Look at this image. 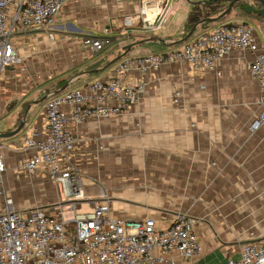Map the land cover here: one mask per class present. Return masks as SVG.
<instances>
[{
    "label": "crops",
    "instance_id": "crops-1",
    "mask_svg": "<svg viewBox=\"0 0 264 264\" xmlns=\"http://www.w3.org/2000/svg\"><path fill=\"white\" fill-rule=\"evenodd\" d=\"M143 1L70 2L55 19V40L40 30H17L13 41L22 62L7 67L0 80V113L7 116L0 134L27 119L19 134L0 138L3 183L17 209L39 206L59 218L61 212L71 217L68 202L61 200L47 173L22 170V163L35 154L23 147L27 132L33 129L39 140L47 131L50 92L59 93L69 81L86 89L95 80L110 78L136 47L145 49L141 55L166 52L193 37H185L187 19L193 5L204 0H173L158 30L144 29L136 19L125 23L127 16L141 12ZM257 2L246 5L260 8ZM252 14L241 13L236 5L217 21L247 22L264 43V17ZM96 31L107 34L111 43L94 53L84 40L99 37ZM157 44L163 48H150ZM252 56L233 51L219 61L220 74L193 70L185 62L146 74L133 72L130 79L146 86L129 111L71 122L68 127L76 137L71 158L85 193L78 212H91L106 199L111 213L125 219L153 217L167 224L186 212L196 220L205 248L199 264H225L229 256H239L244 244L264 241V125L250 128L260 111L259 86L249 68ZM73 70L69 83L56 91L55 84ZM2 203L0 197V211Z\"/></svg>",
    "mask_w": 264,
    "mask_h": 264
},
{
    "label": "built area",
    "instance_id": "built-area-1",
    "mask_svg": "<svg viewBox=\"0 0 264 264\" xmlns=\"http://www.w3.org/2000/svg\"><path fill=\"white\" fill-rule=\"evenodd\" d=\"M74 1L78 0H0V80L7 67L22 62L13 41L17 30H40L55 40V19ZM172 2L144 0L141 12L127 16L125 23L130 25L136 19L144 29L158 30ZM84 43L96 53L111 39L89 36ZM233 51L253 54L249 68L259 86L260 111L250 128L256 131L264 125V43L258 41L253 26L242 21L202 31L177 49L127 57L117 64L110 78L95 80L86 89L50 92L45 104L47 131L39 140L33 129L27 132L23 147L35 150V154L22 163V170L47 173L56 183L61 200L68 202L71 217L61 212L59 218L39 206L17 209L4 187L5 162L0 153V264H198L205 248L196 231V220L186 212L177 213L167 224L153 217L125 219L111 213L108 199L91 212H78L85 193L71 158L76 137L68 126L129 111L146 86L143 81L130 79L133 72L146 74L164 64L185 62L193 70L220 74L219 61ZM179 95L176 92L175 101ZM225 264H264V241L244 244L239 256H229Z\"/></svg>",
    "mask_w": 264,
    "mask_h": 264
},
{
    "label": "trees",
    "instance_id": "trees-1",
    "mask_svg": "<svg viewBox=\"0 0 264 264\" xmlns=\"http://www.w3.org/2000/svg\"><path fill=\"white\" fill-rule=\"evenodd\" d=\"M211 1H213V0H204L203 2H196L193 5V8L189 14V17H188L187 23H186V31H187L185 34L186 39H188L189 37H192L194 35L195 32L190 36L188 35V33L195 25L199 24L205 18L219 16L225 10V8L227 6V2L225 0H215L214 2H211ZM257 3L259 4V7L262 6L261 2L258 1ZM246 4L247 3L245 1L237 4L241 10V13H243V14H245L246 12L242 10V6H244ZM252 16L260 18V19L263 17L262 15L255 14V13H253ZM220 19H222V18H220ZM206 24H208V23L205 22V23L198 25L197 29L200 26H204ZM75 72H76V70H73L72 73H75ZM67 83H68V81L64 80V79L61 80L60 82H58V84L55 86L56 91L63 88ZM68 87H69V85L67 84V86L64 87L57 94H61V93L65 92L66 90H68Z\"/></svg>",
    "mask_w": 264,
    "mask_h": 264
},
{
    "label": "water",
    "instance_id": "water-1",
    "mask_svg": "<svg viewBox=\"0 0 264 264\" xmlns=\"http://www.w3.org/2000/svg\"><path fill=\"white\" fill-rule=\"evenodd\" d=\"M214 1L215 0H213L211 2H214ZM225 1L228 2V5L226 6L225 10L219 16L203 19L199 24L195 25L189 31L188 35L189 36L192 35L196 31L198 25H200L202 23H205V22L206 23L215 22V21L219 20L220 18H222V17L226 16L227 14H229L231 12V10L237 4H239L241 2H244V1L247 2L249 0H225ZM257 1L261 2V4H262V6L260 8H256V7L252 6V5H244V6H242V10L245 11L246 13H248V14L255 13V14H260V15H262L264 17V0H257ZM130 48H128V49H130ZM26 121H27V119L24 118L23 120H21L20 124L18 125V127L16 129H14L12 131H9V132L1 133L0 134V138H9V137H13V136L19 134L23 130V128L25 127Z\"/></svg>",
    "mask_w": 264,
    "mask_h": 264
},
{
    "label": "rangeland",
    "instance_id": "rangeland-1",
    "mask_svg": "<svg viewBox=\"0 0 264 264\" xmlns=\"http://www.w3.org/2000/svg\"><path fill=\"white\" fill-rule=\"evenodd\" d=\"M222 21H217V22H211V23H208V24H206V25H204V26H200L196 31H195V33H194V35L193 36H195V35H197L198 33H200V32H202V31H205V30H209V29H212V28H214V27H216V26H218L219 24H222L221 23ZM74 26H76V27H78L76 24L74 25ZM94 34V36H99V37H107L108 35L107 34H103L102 32H94L93 33ZM161 36H163V33L161 34ZM17 37H19V35H17ZM184 43V42H183ZM182 43V44H183ZM154 48V49H162L163 48V46H161V45H159V44H157V46H151L150 48ZM171 47V48H170ZM178 47H176V46H169V49H177ZM142 50H145V49H141V47H136V48H134V49H132L131 51H130V55H131V57H133V56H138V55H141V54H144V53H141V52H143ZM156 52H161V50H159V51H156ZM15 68V66H13L12 67V69H14ZM75 73H69V74H66V77H65V79L64 80H67V81H69L71 78H72V76L74 75ZM70 82V83H69ZM68 83V85H69V89H71V88H75L78 84L77 83H74V82H72V81H69ZM57 84H55V86H56ZM68 89V90H69ZM7 118V116H3L1 113H0V129H1V126H2V124L5 122L4 120ZM8 193V192H7ZM9 194V193H8ZM87 209V207L86 206H84V208H83V210H86ZM198 264H199V262H198Z\"/></svg>",
    "mask_w": 264,
    "mask_h": 264
}]
</instances>
